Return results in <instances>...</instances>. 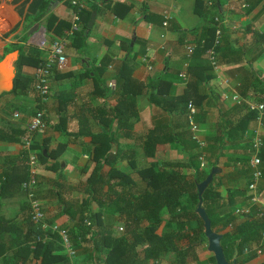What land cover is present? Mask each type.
<instances>
[{
    "label": "crops",
    "instance_id": "1",
    "mask_svg": "<svg viewBox=\"0 0 264 264\" xmlns=\"http://www.w3.org/2000/svg\"><path fill=\"white\" fill-rule=\"evenodd\" d=\"M31 1L0 0V64L9 60V67L15 73L20 54L28 56L32 63L20 69L21 75L30 82L22 79L17 91L0 96V127L24 134L19 143H0V264H105L114 244H118L121 256L132 250L133 235H140L143 229L128 227L139 218L140 212L127 215L114 206L101 209L89 194L87 180L96 166L89 161L90 135L100 133L114 140L111 151H120L119 158L125 151H135L134 163L140 161L139 170L154 164L156 160L152 158L163 151H171V163L180 164L186 176L191 177L195 171L188 165L191 153L199 155L196 173L204 175L213 168L219 169L213 177L214 184L211 183L220 195V208L213 214L216 225L212 230L222 236L231 235L221 238L226 251L238 244L241 235L236 232L237 226L260 222L264 217H259V212L264 210V114L259 122L255 112L241 138L228 133L249 115V104L264 105V0H208L210 6L201 0L204 10L200 15L195 12L196 0H111L112 4L120 2L130 10L123 18L115 16L110 7L96 11L93 26L87 29L83 53L67 37L73 15L71 0H51L48 12L39 20H35L36 14L28 12ZM107 1L99 2V7ZM166 12L171 20L168 27H163ZM49 15L54 19L46 24ZM216 18L221 22V37L216 47L215 66H212L205 53L211 46L205 48L202 39ZM78 31H82L81 21ZM58 39H67V44L61 60L52 69L49 95L41 100L33 74L39 59L47 58L52 43ZM200 41L204 52L197 46ZM187 46L194 47L191 54L185 49ZM125 60L129 64L125 77L127 82H132L129 90L140 88L143 93L132 97L135 116L123 122L113 119V108L121 97L122 88L117 85L116 77ZM100 69L104 86L98 85L94 76ZM158 78L162 80L160 92L149 90L148 83ZM184 93L189 95L187 105L191 102L196 109L194 122L199 130L196 136L204 142L202 148L193 140L189 124L183 126L186 122L181 119L180 111L168 114L160 108L163 103L171 108L175 99ZM233 95L239 96L240 104L232 101ZM39 108L44 112L46 129L31 134V142L39 147L46 145L52 158L46 164L36 161L32 171L36 181L33 193L41 202L46 222L67 231L76 252L74 259L63 248L59 254L56 250L46 253L43 249L35 256L32 254L30 235H27L30 208L22 183L15 180L2 185L4 174L13 169H28L26 157L30 148L23 147V138L30 134L27 127ZM255 132L261 140L258 150L253 147ZM153 133L162 143L147 146L146 140L154 137ZM226 134H230L229 138ZM169 139L173 141L167 142ZM144 151L155 153L147 157ZM254 156L260 159L258 168L262 176L251 191L248 185L254 181L251 166ZM119 158L115 167L128 173L119 164ZM55 162L59 164L57 170ZM201 162H204L203 168ZM84 166L86 170L82 172ZM108 170L106 166L101 167L105 176ZM59 173L62 176L58 179ZM95 188L98 192L95 198L108 203L106 182ZM252 197L256 198L254 203L250 200ZM231 200L234 207H227ZM83 201L88 202L87 211L80 213L78 209ZM245 208L250 209V214L235 212ZM97 213L105 221L119 220L108 230L105 245L100 238L92 239L94 232L101 231L99 227L92 228V235H85L86 229L78 224L83 216L89 225L88 218ZM230 217L234 220L222 228L221 219ZM188 224L183 230H178L173 223L162 232L157 229L156 237L166 239L160 242L159 254L143 264H214L213 255L207 251L206 238L202 241L198 233L197 221L191 220ZM263 234V241L248 247L255 257L238 264H264ZM145 247H135L136 262L144 259ZM51 256L55 260L45 263L43 259Z\"/></svg>",
    "mask_w": 264,
    "mask_h": 264
},
{
    "label": "trees",
    "instance_id": "2",
    "mask_svg": "<svg viewBox=\"0 0 264 264\" xmlns=\"http://www.w3.org/2000/svg\"><path fill=\"white\" fill-rule=\"evenodd\" d=\"M50 1L51 0H32L28 12L30 14H36V19L39 20L42 18L46 12H48L50 8ZM99 2H102V0H86L85 6L88 3L89 9H84L80 13V21L82 23V31H76L73 36L71 37L70 44L75 47L80 52H84L86 49V39H87V33L89 32L86 28V25L88 23V20L90 18V15L93 11L99 12L103 8L110 7L111 11L115 16L123 18L125 14L130 10V8L120 2H117L115 4H112L111 0H108L104 3L102 7H99ZM213 6V5H212ZM212 6L210 8H212ZM201 10H204V2L201 0L195 1V12L197 14L200 13ZM218 13V10H217ZM200 15V14H199ZM54 18L49 15L46 19V24L52 22ZM70 29V28H69ZM68 29V30H69ZM215 23H212V25L207 30V36L205 39H202L203 43H205V48L210 47L214 41L215 36ZM202 43V44H203ZM201 41L197 43L198 48L201 49V52H204L205 49L201 48L203 45H200ZM217 50V48H216ZM43 62V60L39 59L38 63L36 64V68ZM32 64L30 63L28 56L24 54H20L19 58L17 59L15 63V78H14V87L11 92H15L18 90V87L20 86V83L22 79H24L23 82H30L29 78H24L21 73L20 69L23 66ZM128 61H124L122 68L119 72V74L116 77V82L119 87L122 88L121 97L119 98V101L113 108L114 112V118L118 119L120 121L126 122L128 118L135 116V107L133 103L132 97L139 95L143 93L142 89L138 90H129L128 85H132V82H127L126 80V69L128 68ZM131 70V68H129ZM102 69L100 71L98 70V73L96 74L94 72V76L97 78V83L100 86H104L103 80L100 79V76L102 75ZM162 80L160 78L150 81L147 85V88L151 91L157 90L159 91V87H161ZM35 83V81H34ZM160 92V91H159ZM151 98H154V95L151 93ZM131 96V97H130ZM156 96V95H155ZM189 95L187 93H184L179 98H176L172 107L169 108L167 103H163L160 105L161 109L168 114L173 113L174 111H180L181 119L184 118L185 124L183 126L188 125L187 120V102L189 101ZM167 104V105H166ZM41 108H39L37 111H40ZM36 111V112H37ZM35 112V114H36ZM59 112V111H58ZM249 115L245 117L246 119L243 120V123L240 125H236L235 128L229 129L228 133L237 134L240 138L243 136L244 132L246 131L247 123L253 119L256 114L255 112H248ZM62 119H59V123H62ZM123 126H126L123 124ZM128 126V125H127ZM129 127V126H128ZM154 135V133H153ZM230 135V134H228ZM226 134V137L229 138ZM24 136L23 131L20 130H14V129H7L0 127V143H19L21 142V138ZM177 136V134H176ZM180 136V135H179ZM183 136V135H181ZM91 137V143L92 148L90 151V159L89 161L94 162L96 166L93 169V172L89 176L87 180V184L89 186V194L91 196L92 200H95L99 207L101 209L103 208H109L111 207H117L118 211L129 215L130 213H137V212H143L146 214V221L148 222L147 225L142 227V232L140 235H133V243L131 244L132 250L127 251V253H123L122 256L120 252H118L119 248L117 247L118 244H114L111 248L110 253L108 254V257L106 259L105 264H128L132 261V264H143L145 261L151 259L152 257H155L159 254V245L161 244L166 237H156L155 233L157 229H159L163 218L168 217L169 221L178 227V230H183L185 228V225H189L188 223L191 220H196L198 223V233L200 234V237L202 241H205L203 228H202V222L195 214V209L197 205V190H196V184L203 181L207 174L201 175L200 173H196V169L199 167L198 164V158L199 155L197 153H191L190 156V164H188L191 168L193 167L195 169L194 172L191 173V180L187 179V176L183 173L182 167L180 164H173V163H167L166 166L157 167L154 164H151L149 167L138 170L137 176L140 178V180L144 183V188L141 191H138V193L133 192V190H137L138 184L135 183L133 178L117 169L115 167L117 160L119 158L120 151H111L112 145L114 143V140L111 139L109 135L106 134H95L90 135ZM184 137V136H183ZM156 135L149 136V139L146 140V145L150 146V144H160L162 143V140ZM171 138V137H170ZM243 140V139H242ZM173 139H169L167 142H172ZM30 153L34 154L36 157V160H38L40 163L46 164L48 160L52 158V152H48V148L46 145H42L41 147L38 146L36 142H31L29 147ZM45 153V155H44ZM147 156H152L151 151H147ZM48 156V158L46 157ZM27 161V157H26ZM133 165V162H132ZM106 166L109 170L107 172V175L105 176L101 172V167ZM134 166V165H133ZM184 166V165H183ZM50 169V167L46 166ZM56 170L59 167V164L55 162ZM86 166L82 167V172H84ZM51 169H54L51 167ZM4 182L2 183L3 186H6L10 183H13L15 180H17L18 184H23L24 181L29 179V167H24V169H21L19 171H14V169L7 174H4ZM61 173L58 174L57 178L59 179L61 177ZM108 186V200L106 203L105 199L98 200L95 198V196L98 194L96 186H100L101 184L105 183ZM214 184V181L212 182ZM209 185L208 188L205 190V192L202 195V206L206 211L207 216L209 217L211 221V227L214 229L216 223V218H214V213L220 208L219 202H220V195L216 191L217 187H214L213 185ZM249 187V185H248ZM101 193V191H99ZM26 194V193H25ZM251 200V199H250ZM87 201H83L80 204L79 212H83L84 210L87 211ZM235 203L233 200H231L227 207H234ZM141 221L140 217L136 221H132V223H135L136 227L138 226V223ZM234 220L233 217H230L229 219L223 218L222 221V228H226L228 225L231 224V222ZM31 221V220H30ZM28 220V232L27 235H30V245L32 246V254L35 256L37 251L39 249H43L48 253L49 251L56 250V252L59 254L60 248H63L61 246V240L57 233L49 231L48 235L49 240L46 243L43 242H37L35 239L37 236H42V230L35 226L32 222ZM83 219V216L80 217L79 223L80 225H83L86 229L85 235H92L93 231L92 228L99 227L101 231L94 232L93 233V241L96 240V238H100L102 243L105 245L106 240L109 238V231L114 223H117L119 220L117 219H111L110 221H105L104 218H102V215L100 213H97L95 215H90L88 218L89 225H87ZM166 222L167 224L165 227L168 226L170 228V222ZM93 223V224H92ZM132 223L130 224L132 226ZM91 224V225H90ZM133 227V226H132ZM236 232L241 235L239 243L235 244L234 246H231L229 251H226L224 246L222 245L224 255L229 262V264H232L235 262L236 264L240 262H248L251 259L255 257L254 252H250L248 250V247L251 243L257 242L259 243L262 240V232H264V217L261 219L260 222L258 221H251V222H245L237 226ZM245 234H242V233ZM231 236L229 233H226L222 236V240L226 238H230ZM117 243V242H116ZM138 245H146L144 248V259L142 261L136 262V255L137 250L135 247ZM158 248V249H157ZM98 249V248H97ZM115 251L116 257L113 258ZM45 253V256H46ZM132 253V254H131ZM236 256L234 257V255ZM64 256V255H63ZM212 257V261L215 264L214 257ZM45 263H48L50 261L55 260V256H51L50 259H43ZM67 262V259H66Z\"/></svg>",
    "mask_w": 264,
    "mask_h": 264
},
{
    "label": "built area",
    "instance_id": "3",
    "mask_svg": "<svg viewBox=\"0 0 264 264\" xmlns=\"http://www.w3.org/2000/svg\"><path fill=\"white\" fill-rule=\"evenodd\" d=\"M85 1L86 0H71V6L73 7V15H72V20H71V27L67 33V37H72L73 34L79 30L80 27V13L85 9ZM204 1L207 5H211V3L208 0H202ZM171 20V16L168 12L164 13V21L162 23L163 27H168V24ZM215 24H216V29H215V36H214V41L211 45V47L206 50V55L209 59V62L211 63L212 66H215V58H216V47L219 44L220 37H221V22L216 18L215 19ZM67 44V39H58L55 40L52 45L50 52L47 56L46 59L43 60V62L35 68L34 71V81H35V89L37 91V95L41 100H45L50 92V77L52 74V69L53 67L61 60L63 53H64V48ZM188 52V54H191L194 50V47L192 46H187L185 48ZM180 77H183L180 75ZM109 87H112V84L108 85ZM232 101L235 103L240 104V98L237 95H233L231 97ZM249 111L256 112L257 114V121L261 122L262 117L264 114V105L263 104H249L248 106ZM196 114V109L194 105L189 102L187 105V120L189 124V129L193 134V140L199 145L200 148L204 147L205 144L202 140H200L197 136L196 133L199 131L198 127L196 126L194 122V115ZM46 129V122L44 119V112L42 110L37 111L36 114L31 118L30 123L27 127L28 132L30 133L28 136H26L25 142L27 144V149H29L30 144H31V134L33 133H38L41 131H44ZM261 146V140L257 135V132H255V136L253 139V147L258 150ZM36 159L35 156L32 153H29L27 156V161L26 164L29 167V179L23 182L22 184V189L26 193L27 200L29 202V208H30V219L31 222L34 225H38L44 232L42 236H37L36 241L37 242H45L48 239V233L49 231L55 232L58 234L61 240V245L63 249L67 252L68 256L70 259H74L76 252L74 248L72 247L69 235L65 229L60 228L57 225H49L44 217L43 211H42V206L41 202L39 199L36 198L35 194L33 193V188L36 184L35 178L32 174V171L35 167L36 164ZM202 161V159H201ZM260 159L257 156H254L251 159V166L254 169L253 172V182L249 185V190L253 191L256 188V181L261 178L262 173L259 170V165H260ZM200 167H204V162L200 163ZM252 203L256 201L255 197L251 198ZM238 215H248L250 214V209L245 208L241 210H236L235 211ZM264 216V210L259 212V217ZM264 236V234H263Z\"/></svg>",
    "mask_w": 264,
    "mask_h": 264
},
{
    "label": "water",
    "instance_id": "4",
    "mask_svg": "<svg viewBox=\"0 0 264 264\" xmlns=\"http://www.w3.org/2000/svg\"><path fill=\"white\" fill-rule=\"evenodd\" d=\"M95 17H96V11H93L86 25V28L88 30L91 29V27L93 26ZM4 64H6V62L0 64V96H2L4 93L11 92L14 87L13 81L15 78V73L11 70V68H9L7 71H3L2 67ZM218 172L219 169L213 168L203 181L196 184L198 201L195 209V214L202 222L204 237L206 238L208 244L207 251L213 255L215 264H229V262L227 261L224 255L223 248L221 245L222 235L212 230L210 219L207 216L206 211L202 206V195L205 192V190L208 188V186L212 183L213 177Z\"/></svg>",
    "mask_w": 264,
    "mask_h": 264
},
{
    "label": "rangeland",
    "instance_id": "5",
    "mask_svg": "<svg viewBox=\"0 0 264 264\" xmlns=\"http://www.w3.org/2000/svg\"><path fill=\"white\" fill-rule=\"evenodd\" d=\"M0 126H1V124H0ZM24 138H23V147L25 146V148H27L26 147L27 144L25 142V139L27 137L25 139ZM151 152L153 154L154 151H151ZM144 153H145L146 156L148 155L147 151H144ZM123 154L125 155L124 157H123ZM123 154L119 158L120 159L119 164L121 165L122 168L126 167V169H128V173L127 174H129L133 179H135L136 181L140 180V178L137 176V171L139 170L137 167H138V163L140 161L138 160L137 164L134 163V162H136V159H135L136 153H135V151H125ZM157 155H158L157 158L156 157L154 158L153 157L154 155H152L153 161L156 160L154 165H156L157 167H162V166L164 167V166H166L167 163H171V151H163V153H158ZM25 157H26V155H25ZM147 157H150V156H147ZM132 162H133L134 166L132 165ZM147 167H149V166H144L143 169H145ZM187 177H188V180H191L190 175L187 176ZM144 186H145L144 183L141 181V183L138 184V187H137L138 189L137 190H133V192L138 193V191L143 190ZM138 216L140 217L141 221L138 223L137 227L135 226L136 225L135 223H132V226L141 229L142 227L147 225L148 222L146 221V214L145 213L141 212ZM168 221H169L168 217L163 218V221H162V223H161V225L159 227L160 232H162L164 230L163 228H168V226L165 227V225L167 224L166 222H168ZM128 228H131V225H129ZM170 228H171V222H170Z\"/></svg>",
    "mask_w": 264,
    "mask_h": 264
},
{
    "label": "bare ground",
    "instance_id": "6",
    "mask_svg": "<svg viewBox=\"0 0 264 264\" xmlns=\"http://www.w3.org/2000/svg\"><path fill=\"white\" fill-rule=\"evenodd\" d=\"M9 65H10V64H9V60H8V61L6 62V64L3 65L2 70H3V71H7V70L10 68Z\"/></svg>",
    "mask_w": 264,
    "mask_h": 264
},
{
    "label": "clouds",
    "instance_id": "7",
    "mask_svg": "<svg viewBox=\"0 0 264 264\" xmlns=\"http://www.w3.org/2000/svg\"><path fill=\"white\" fill-rule=\"evenodd\" d=\"M46 122V121H45Z\"/></svg>",
    "mask_w": 264,
    "mask_h": 264
}]
</instances>
